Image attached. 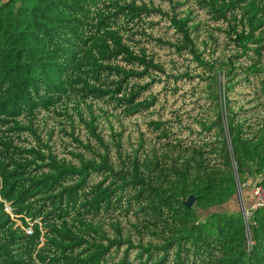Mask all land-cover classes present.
<instances>
[{"label":"trees","instance_id":"trees-1","mask_svg":"<svg viewBox=\"0 0 264 264\" xmlns=\"http://www.w3.org/2000/svg\"><path fill=\"white\" fill-rule=\"evenodd\" d=\"M242 183L264 0H0V264H264Z\"/></svg>","mask_w":264,"mask_h":264},{"label":"built area","instance_id":"built-area-1","mask_svg":"<svg viewBox=\"0 0 264 264\" xmlns=\"http://www.w3.org/2000/svg\"><path fill=\"white\" fill-rule=\"evenodd\" d=\"M223 126L225 129V132H227L228 129H227V122H226L225 115H224V119H223ZM244 186H246L245 183L238 185V192L240 193V197H239L240 204L243 207V209H241V212H242V216H243V221H244V226H245V234H246V238H247V241H246L247 249H250L252 247V244H253V241L251 239L250 228H249L250 217H251V214L254 210H256L258 208H264V190L257 183H253V185L250 188V192L252 195V203L249 206V208H246L244 206L243 196H242V192H241V188Z\"/></svg>","mask_w":264,"mask_h":264},{"label":"rangeland","instance_id":"rangeland-1","mask_svg":"<svg viewBox=\"0 0 264 264\" xmlns=\"http://www.w3.org/2000/svg\"><path fill=\"white\" fill-rule=\"evenodd\" d=\"M1 1H4V0H1ZM222 75H220V74H216L215 75V83H214V86H215V89H216V91H217V93H219L220 92V89H221V85H222ZM237 195V201H238V204H239V209L241 210V205H240V199H239V197H240V193L237 191V193H236ZM245 196V195H244ZM247 203H248V199L246 200V198H245V204H244V206L246 205V207H247ZM248 208V207H247ZM29 221V220H28ZM19 223V222H18Z\"/></svg>","mask_w":264,"mask_h":264},{"label":"water","instance_id":"water-1","mask_svg":"<svg viewBox=\"0 0 264 264\" xmlns=\"http://www.w3.org/2000/svg\"><path fill=\"white\" fill-rule=\"evenodd\" d=\"M194 200H195L194 196H190L189 199L185 202V205L190 207L193 204ZM241 209H243L242 206Z\"/></svg>","mask_w":264,"mask_h":264},{"label":"crops","instance_id":"crops-1","mask_svg":"<svg viewBox=\"0 0 264 264\" xmlns=\"http://www.w3.org/2000/svg\"><path fill=\"white\" fill-rule=\"evenodd\" d=\"M251 203H252V201H250V202H249V205H248V206H250V205H251Z\"/></svg>","mask_w":264,"mask_h":264}]
</instances>
